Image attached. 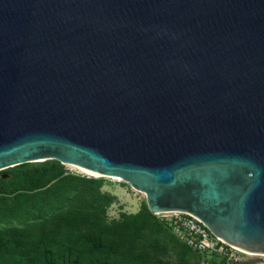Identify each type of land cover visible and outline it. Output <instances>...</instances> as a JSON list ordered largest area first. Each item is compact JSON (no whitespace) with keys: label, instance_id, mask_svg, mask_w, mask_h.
Wrapping results in <instances>:
<instances>
[{"label":"water","instance_id":"95a60500","mask_svg":"<svg viewBox=\"0 0 264 264\" xmlns=\"http://www.w3.org/2000/svg\"><path fill=\"white\" fill-rule=\"evenodd\" d=\"M51 160L264 264V0H0V172Z\"/></svg>","mask_w":264,"mask_h":264},{"label":"rangeland","instance_id":"374dc122","mask_svg":"<svg viewBox=\"0 0 264 264\" xmlns=\"http://www.w3.org/2000/svg\"><path fill=\"white\" fill-rule=\"evenodd\" d=\"M63 215L84 223L51 227L62 247L59 264H199V256L149 210L146 195L122 179L94 177L57 160L0 172L1 231L36 228L40 234Z\"/></svg>","mask_w":264,"mask_h":264},{"label":"trees","instance_id":"16d2710c","mask_svg":"<svg viewBox=\"0 0 264 264\" xmlns=\"http://www.w3.org/2000/svg\"><path fill=\"white\" fill-rule=\"evenodd\" d=\"M78 217L63 215L50 225L44 224L40 234L36 233V228L23 231L0 230V264H59L56 251H62V247H59V242L56 243L55 230L51 227L56 228V224H59L64 228L79 229L84 222L79 221ZM85 221L89 223L88 219ZM52 245L55 248L51 253L49 246Z\"/></svg>","mask_w":264,"mask_h":264},{"label":"built area","instance_id":"2783aa9c","mask_svg":"<svg viewBox=\"0 0 264 264\" xmlns=\"http://www.w3.org/2000/svg\"><path fill=\"white\" fill-rule=\"evenodd\" d=\"M154 215L168 226L179 241L199 256V264H240L247 261L238 254L246 252L237 250L223 242L199 219L189 213L176 211L155 213Z\"/></svg>","mask_w":264,"mask_h":264},{"label":"bare ground","instance_id":"6f19581e","mask_svg":"<svg viewBox=\"0 0 264 264\" xmlns=\"http://www.w3.org/2000/svg\"><path fill=\"white\" fill-rule=\"evenodd\" d=\"M67 164H69V163H67ZM71 166H73L72 164H70ZM73 167H76V166H73ZM76 168H78V167H76ZM80 169V168H79ZM80 170H82V169H80Z\"/></svg>","mask_w":264,"mask_h":264}]
</instances>
